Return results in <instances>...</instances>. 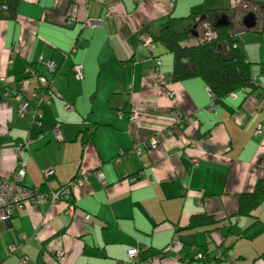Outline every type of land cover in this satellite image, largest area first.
<instances>
[{"label": "crops", "instance_id": "obj_1", "mask_svg": "<svg viewBox=\"0 0 264 264\" xmlns=\"http://www.w3.org/2000/svg\"><path fill=\"white\" fill-rule=\"evenodd\" d=\"M246 1L234 9L213 0L254 83L223 102L200 77L172 81L173 56L153 41L170 17L183 19L174 27L182 31L189 15L205 14L204 0H19L12 16L0 14V175L13 179L15 147L29 139L22 184L69 193L0 219V264H264V195L239 213L241 196L264 184V0ZM248 12L255 26L242 29ZM20 87L24 112L13 97ZM45 91L48 103L39 104ZM57 123L60 137L51 132ZM81 173L87 179L67 188ZM201 215L212 221L188 228Z\"/></svg>", "mask_w": 264, "mask_h": 264}, {"label": "trees", "instance_id": "obj_2", "mask_svg": "<svg viewBox=\"0 0 264 264\" xmlns=\"http://www.w3.org/2000/svg\"><path fill=\"white\" fill-rule=\"evenodd\" d=\"M19 0H0V14L12 16L15 13ZM206 13L193 19L182 31H176L174 27L183 21L180 18L170 17L159 28L153 41L162 43L173 56L171 72L172 81H181L189 77H200L212 92L216 102H223L229 94L241 88L253 89V77L250 62L242 49L236 44L230 24L219 25L216 10L213 8V0H204ZM197 19V21H196ZM208 21L216 37L211 40L199 41L194 39L191 43H184L197 27ZM242 29H246L241 26ZM261 181L257 182L250 194L241 196L239 213L247 214L257 205L260 196L264 195V186ZM43 189L42 186L39 187ZM63 194L69 195L64 190ZM246 201L245 205L243 201ZM208 216H192L188 228H196L211 222ZM218 261V258H216Z\"/></svg>", "mask_w": 264, "mask_h": 264}, {"label": "built area", "instance_id": "obj_3", "mask_svg": "<svg viewBox=\"0 0 264 264\" xmlns=\"http://www.w3.org/2000/svg\"><path fill=\"white\" fill-rule=\"evenodd\" d=\"M238 7L247 9L249 7V3L246 0H231V8L235 9ZM70 19H73V18H70ZM87 24L89 23L87 22ZM215 37H216V33L214 30L211 29L210 22H208L207 20L203 21L200 24V29H199V33L197 34V39L199 41H204V40H211ZM144 46L147 47L148 49L152 48L153 42L151 41V39L144 40ZM71 51H74V48H72ZM45 65L51 72L55 71L57 67L56 64L52 61L45 62ZM27 71L31 74H35L34 70L31 67L27 68ZM73 72L76 77L78 78L82 77L83 75L82 64L73 65ZM38 82H39L38 86L41 85L44 88H47V86L49 87L50 85L49 82L44 77H38ZM19 89H20L19 91L16 90L14 92L13 97L15 100L18 101L19 110L21 112H24L27 108V102L21 97V93H20L21 87ZM210 93L213 96L211 91ZM48 100H49V96H48V93H46V91L43 92V94L41 95H36V101L39 104L48 103ZM65 107L69 108L70 106L69 104H65ZM37 114H38V110L35 108V110L33 111V115L36 116ZM137 116L138 114L136 113L135 110H133L131 113L132 119L137 118ZM180 117H181L180 113L178 111H174L172 113L173 123L180 125V122H181ZM51 132L53 133L55 137H60V129H59L58 123L55 124L51 128ZM256 132H258V130ZM29 142H30L29 139L24 140L23 142L19 143L15 147L16 162H15V170L13 172V179L8 180L7 178L0 175V219L2 220H10L14 212V209L17 205L26 204V203H38V202L45 201L47 199L52 200V201L60 200V199L67 200V195L62 193L65 190V188L64 189L62 188L63 186L61 187L62 189L44 192L39 187L31 188V187H27L22 184V179L25 174L23 150L24 148L27 147ZM156 143H157L156 136H151L148 139V145L154 146ZM51 174H52L51 168L44 171V175L46 177L50 176ZM96 174L99 178L102 177V172L100 170H98ZM86 179H87L86 173H81L74 180L68 183L67 188L76 187L77 185L84 182ZM69 213L71 214V212ZM86 218H89L88 214L86 215ZM179 244H180V241L178 239H173V241L171 242V246L179 245ZM190 250L194 251L195 247L191 246ZM9 251L14 252L16 251V248L14 246H9ZM138 253H139V250L137 248H130L127 251L129 258L136 257ZM58 257H60V255H58ZM217 258L219 260H226V257L223 256L222 254L219 255ZM26 260H27L26 256L22 255L20 257L21 263H25ZM230 260H232V258H230Z\"/></svg>", "mask_w": 264, "mask_h": 264}, {"label": "water", "instance_id": "obj_4", "mask_svg": "<svg viewBox=\"0 0 264 264\" xmlns=\"http://www.w3.org/2000/svg\"><path fill=\"white\" fill-rule=\"evenodd\" d=\"M255 15L252 12H248L244 15L242 19L243 26L247 29L252 28L255 26ZM217 24L219 25H225L227 24V17L225 14L221 15L220 18L217 20Z\"/></svg>", "mask_w": 264, "mask_h": 264}, {"label": "rangeland", "instance_id": "obj_5", "mask_svg": "<svg viewBox=\"0 0 264 264\" xmlns=\"http://www.w3.org/2000/svg\"><path fill=\"white\" fill-rule=\"evenodd\" d=\"M238 41H239L240 46L243 47V46H244V38L239 39ZM248 43H250V42H248ZM242 49H243V48H242ZM253 49H254V48H252V50H253ZM256 66H257V65L253 64V69H254V70H255Z\"/></svg>", "mask_w": 264, "mask_h": 264}]
</instances>
